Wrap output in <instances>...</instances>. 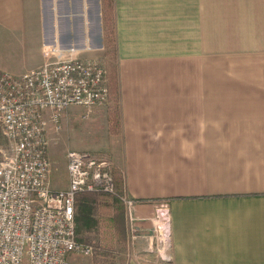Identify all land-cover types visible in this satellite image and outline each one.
Returning <instances> with one entry per match:
<instances>
[{
	"label": "crops",
	"instance_id": "0c3cea01",
	"mask_svg": "<svg viewBox=\"0 0 264 264\" xmlns=\"http://www.w3.org/2000/svg\"><path fill=\"white\" fill-rule=\"evenodd\" d=\"M258 15L264 30V0H112L110 9L108 0H0V70L14 75L54 53L106 63L112 27L117 94L85 113L70 106L60 129L50 123L48 157L51 144L67 141L59 189L69 184V150L111 160L123 193L144 201L135 210L144 232L167 201L170 261L147 251L128 264H264ZM210 42L213 61L238 58L248 75L227 71L210 91Z\"/></svg>",
	"mask_w": 264,
	"mask_h": 264
},
{
	"label": "built area",
	"instance_id": "2783aa9c",
	"mask_svg": "<svg viewBox=\"0 0 264 264\" xmlns=\"http://www.w3.org/2000/svg\"><path fill=\"white\" fill-rule=\"evenodd\" d=\"M107 67L99 60L54 53L39 67L14 75L0 70V264H81L73 255H92L77 236L76 203L82 194L118 196L134 223L133 238L170 261L169 208L157 202L153 228L144 232L136 207L144 201L117 193L114 165L91 152L69 150L65 189L52 187L47 132L60 129L72 105L91 108L111 97Z\"/></svg>",
	"mask_w": 264,
	"mask_h": 264
},
{
	"label": "rangeland",
	"instance_id": "374dc122",
	"mask_svg": "<svg viewBox=\"0 0 264 264\" xmlns=\"http://www.w3.org/2000/svg\"><path fill=\"white\" fill-rule=\"evenodd\" d=\"M257 20L259 23L257 33L264 39L263 15L262 17L258 15ZM109 24L111 26V22H109ZM107 40L106 63L102 62V60L101 62L107 67L108 76H111L116 67L115 38L114 33L112 32V27H108ZM222 45H225V43L218 44V47ZM262 45L263 42L261 45H258V47H261ZM216 48L217 46H214L210 42V55L215 56L214 58H211V61L218 56L217 53L213 54L211 52L212 49ZM251 48L254 49V45H252ZM237 59L238 58H235V61H226L223 58H217V61L212 62L210 67L214 70V74L211 76L212 82L210 80V91H217L216 89L219 87L217 81L220 82V85L226 82L225 74L227 71L239 76L248 75L247 69L238 68ZM109 106L116 110L118 106L117 100ZM71 109L81 113H85L86 111L84 107L77 105H74ZM0 144H5V139L1 132ZM51 146L52 157L51 154L49 155L51 160L50 181L52 187L59 189L60 184L65 185L68 179L62 168V153L69 145L67 144V141L61 144L60 141H57L56 143L51 144ZM76 208L78 239L84 244L92 246L93 253L88 256L73 255L70 258L72 261L81 264H128L130 254H148L146 245L147 240L144 238H133L134 223L130 216L127 215L124 204L121 203L115 195L101 193L82 194L77 200ZM122 212L123 220L121 221V224L123 225L120 227L118 217L121 216ZM123 226H125V230L122 228Z\"/></svg>",
	"mask_w": 264,
	"mask_h": 264
},
{
	"label": "trees",
	"instance_id": "16d2710c",
	"mask_svg": "<svg viewBox=\"0 0 264 264\" xmlns=\"http://www.w3.org/2000/svg\"><path fill=\"white\" fill-rule=\"evenodd\" d=\"M108 8L109 9L112 8V0H108ZM116 80H117L116 79V73H115V69H114V71L112 72V74L110 76V91H111V93H112V91H114L117 94V82H116ZM117 118H118V114L117 113L116 114H112V120L114 122H115V120H117ZM114 176H115V183H116L117 193L120 194V195H123L124 194L123 190L120 189V187H119L120 178H117V174L115 172V169H114ZM116 197H118V196H116ZM118 200H120V202L123 203L119 197H118ZM119 218H120V220H119ZM122 220H123V212H122L121 216L118 217V223L120 224L119 225L120 227H121V225H123V224H121ZM122 228L125 230V226H123Z\"/></svg>",
	"mask_w": 264,
	"mask_h": 264
}]
</instances>
